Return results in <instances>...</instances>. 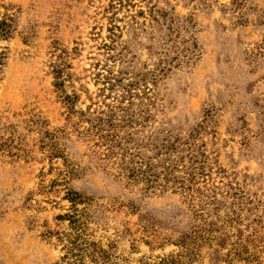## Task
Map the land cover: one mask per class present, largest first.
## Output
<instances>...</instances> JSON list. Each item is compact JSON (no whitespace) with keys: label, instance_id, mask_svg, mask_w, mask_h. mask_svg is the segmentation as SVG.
Returning a JSON list of instances; mask_svg holds the SVG:
<instances>
[{"label":"rangeland","instance_id":"374dc122","mask_svg":"<svg viewBox=\"0 0 264 264\" xmlns=\"http://www.w3.org/2000/svg\"><path fill=\"white\" fill-rule=\"evenodd\" d=\"M0 264H264V0H0Z\"/></svg>","mask_w":264,"mask_h":264}]
</instances>
